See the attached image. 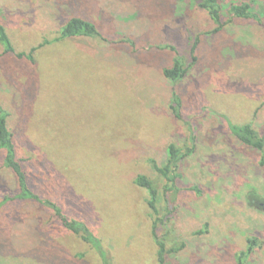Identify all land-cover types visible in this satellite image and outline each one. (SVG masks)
I'll use <instances>...</instances> for the list:
<instances>
[{
	"label": "rangeland",
	"instance_id": "rangeland-1",
	"mask_svg": "<svg viewBox=\"0 0 264 264\" xmlns=\"http://www.w3.org/2000/svg\"><path fill=\"white\" fill-rule=\"evenodd\" d=\"M220 3L215 33L204 13L171 0H0L16 51L36 49L30 62L0 45V106L18 159L34 192L84 223L112 264H157L149 196L134 181L161 187L149 161L163 164L169 144L188 140L195 150L181 164L180 191L158 203V236L167 250L183 244L166 264H238L242 252L244 264H264V152L230 131L251 124L264 137V25L226 15L250 3L264 23V0ZM71 18L105 42L43 44ZM176 57L189 69L172 85L163 70ZM16 193L0 152V204ZM0 264L101 263L42 207L14 201L0 207Z\"/></svg>",
	"mask_w": 264,
	"mask_h": 264
},
{
	"label": "trees",
	"instance_id": "trees-1",
	"mask_svg": "<svg viewBox=\"0 0 264 264\" xmlns=\"http://www.w3.org/2000/svg\"><path fill=\"white\" fill-rule=\"evenodd\" d=\"M176 3H184L193 8L198 9L204 13L207 19L216 26L215 33L220 32L223 28V15L224 9L221 6L220 0H171ZM227 17L231 20H255L260 25H264L260 16L254 13L250 3L233 4L230 6ZM75 38H88L96 39L105 42L103 34L90 22L80 19L71 18L68 20L58 31L56 38L51 41H46L43 44H57L66 40ZM42 44V45H43ZM0 45L3 48L4 55H13L17 59H26L33 62V54L36 49H31L29 52H17L14 48L12 41L5 30L0 25ZM41 46V45H40ZM198 41L191 46V53L196 52ZM189 68H186L184 60L176 57L172 66L163 70V77L172 85L179 84L184 80ZM170 110L174 117L182 121L181 114V100L176 93L172 94V104ZM9 113L0 106V152L3 154L4 167L7 168L14 176L17 186V193L4 200L0 207L8 202H23L42 207L45 211L49 212L53 218L57 220L60 226L68 233L76 237L83 244L88 246L95 252L101 264H112L110 256L104 248L101 240L97 238L94 233L82 222L68 219L64 216L61 208L49 199H44L34 192L29 182L27 172L23 168L21 161L18 159L16 146L14 143L13 135L8 127ZM231 135L241 145L253 149L259 153L264 152V137H262L251 124L230 127ZM191 146L187 144L177 145L171 143L166 150V160L163 164L159 165L156 161L150 160L149 164L153 171L158 175L162 181L159 187L154 181L146 176L139 175L134 181L135 186L145 190L148 193V208L150 210V220L152 222V233L156 241L157 247V264H166V256L176 255L183 248V244L167 250L165 238L158 236L157 231L160 225H165L164 218H159L158 203L161 198L165 202H169L170 198H174L179 193L177 186V179L179 178V170L182 162L191 156L195 150L194 141L188 140ZM195 191H197L195 189ZM254 198V196H252ZM251 205V204H250ZM173 211H169V214ZM165 216V215H164ZM163 216V217H164ZM169 215H167L168 217ZM166 218V216H165ZM251 249L248 250L250 252ZM248 253L242 252L238 257V264H244V258Z\"/></svg>",
	"mask_w": 264,
	"mask_h": 264
}]
</instances>
